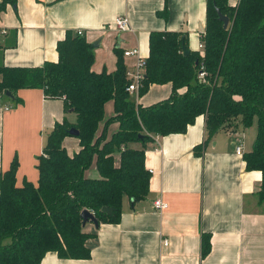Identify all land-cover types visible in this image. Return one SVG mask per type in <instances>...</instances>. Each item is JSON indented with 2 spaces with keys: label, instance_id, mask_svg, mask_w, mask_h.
Masks as SVG:
<instances>
[{
  "label": "trees",
  "instance_id": "16d2710c",
  "mask_svg": "<svg viewBox=\"0 0 264 264\" xmlns=\"http://www.w3.org/2000/svg\"><path fill=\"white\" fill-rule=\"evenodd\" d=\"M15 0H1L0 12ZM207 15L201 52L187 51L186 35L151 32L149 55L137 95L153 85L169 84L171 96L149 107L137 105L126 88L129 80L122 55L116 50V70L94 73L93 49L82 36L67 33L58 42L56 63L35 68L0 65V95L19 103L20 89H40L46 98L61 99L75 122L56 123L38 158L37 185L15 184L16 160L0 177V264H40L48 252L60 259L86 260L87 241L80 214L90 211L98 223L116 224L123 198L143 200L150 173L144 165V145L153 136L184 133L199 116L211 139L219 131L256 125L250 152L243 154L247 171H259L258 193L264 199V0H206ZM216 9L228 17L227 29ZM166 10L158 15H164ZM165 17V16H164ZM203 68L205 81L199 79ZM113 102L114 114L104 118ZM118 130L107 138L111 124ZM78 131L80 150L69 156L62 146L69 130ZM140 143L141 149L132 144ZM201 146L195 148V153ZM119 153L118 165L113 155ZM95 162L98 176L85 172ZM102 208L111 210L108 216ZM209 241L203 237L202 256Z\"/></svg>",
  "mask_w": 264,
  "mask_h": 264
},
{
  "label": "crops",
  "instance_id": "0c3cea01",
  "mask_svg": "<svg viewBox=\"0 0 264 264\" xmlns=\"http://www.w3.org/2000/svg\"><path fill=\"white\" fill-rule=\"evenodd\" d=\"M238 1L227 3L234 7ZM206 15V0H15L0 12V65L35 68L56 63L58 42L77 31L92 46L91 70L97 74L116 70V50L123 54L137 49L146 60L151 32L185 34L188 51L200 53ZM119 17L127 18L129 31L115 29ZM122 60L126 71H135L136 58L122 55ZM171 94L169 84L153 85L141 97L130 98L149 107ZM16 97L17 104L0 95V177L16 160V186H36L47 136L56 123H74L76 117L65 112L61 99L46 98L40 89H20ZM113 114V102L106 103L104 118ZM253 126L255 132L238 127L208 139L204 116H199L184 133L153 136L144 145V165L150 173L147 196L137 202L123 198L116 224L99 223L97 229L85 224L84 231L93 235L87 241L88 259H60L48 252L40 264H264V199L258 196L262 175L247 171L242 157L252 149ZM117 130L118 124H111L107 138ZM235 139L242 141L240 156ZM62 146L69 156L80 150L75 137H66ZM113 158L118 165L119 153ZM85 175L98 176L95 162ZM156 200L166 209L155 211ZM203 237L210 245L205 256Z\"/></svg>",
  "mask_w": 264,
  "mask_h": 264
},
{
  "label": "built area",
  "instance_id": "2783aa9c",
  "mask_svg": "<svg viewBox=\"0 0 264 264\" xmlns=\"http://www.w3.org/2000/svg\"><path fill=\"white\" fill-rule=\"evenodd\" d=\"M114 26L118 32H126V31H129V29H130L128 20L125 17L117 18L115 23H114ZM76 34L78 36H83V33L81 31H77ZM201 48H203L202 45H201ZM123 56L136 58L135 71L134 72L126 71V78L129 80V84L126 88V92H128L131 95L132 94L137 95L138 90H139L140 85H141V82H142L143 77H144L145 60L139 57L137 49L126 51L123 53ZM205 74L206 73L203 71V68H201V70L199 72V79L203 82L205 81V79H204ZM234 144H235V153L238 156L242 155L243 154V145H242L241 139H235ZM166 207H167V205L160 200H156L153 202V208L157 212L165 210ZM167 244H168L167 241H163L164 246H167Z\"/></svg>",
  "mask_w": 264,
  "mask_h": 264
},
{
  "label": "water",
  "instance_id": "95a60500",
  "mask_svg": "<svg viewBox=\"0 0 264 264\" xmlns=\"http://www.w3.org/2000/svg\"><path fill=\"white\" fill-rule=\"evenodd\" d=\"M216 13H217V19H218V21H220L222 23L223 29H227L228 23H229L228 17L223 15V14H221L219 9H216ZM182 50L184 52V55H187L189 53V51H187L184 47L182 48ZM6 96L10 97V94L6 93ZM69 134L71 136H73V137H77L79 135L78 131L75 130L74 128L69 130ZM131 202H134V200H131ZM102 212L105 213L108 216L111 215V210L108 209V208H102ZM80 218H81V221H82V227H84L85 224L88 223V222H91L95 226L96 229L99 226V223L96 220V218L88 210L82 211L81 214H80Z\"/></svg>",
  "mask_w": 264,
  "mask_h": 264
},
{
  "label": "rangeland",
  "instance_id": "374dc122",
  "mask_svg": "<svg viewBox=\"0 0 264 264\" xmlns=\"http://www.w3.org/2000/svg\"><path fill=\"white\" fill-rule=\"evenodd\" d=\"M69 118H72L71 116ZM254 126L252 125L250 128H248L245 132H255V129L253 128ZM245 134V133H244ZM254 134V133H253ZM68 140H75L72 138H69Z\"/></svg>",
  "mask_w": 264,
  "mask_h": 264
}]
</instances>
